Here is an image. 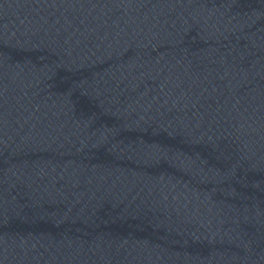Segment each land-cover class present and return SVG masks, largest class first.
I'll return each instance as SVG.
<instances>
[{"label": "water", "instance_id": "1", "mask_svg": "<svg viewBox=\"0 0 264 264\" xmlns=\"http://www.w3.org/2000/svg\"><path fill=\"white\" fill-rule=\"evenodd\" d=\"M0 264H264V0H0Z\"/></svg>", "mask_w": 264, "mask_h": 264}]
</instances>
